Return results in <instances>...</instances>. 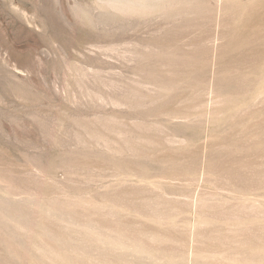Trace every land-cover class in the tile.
<instances>
[{
	"label": "rangeland",
	"instance_id": "1",
	"mask_svg": "<svg viewBox=\"0 0 264 264\" xmlns=\"http://www.w3.org/2000/svg\"><path fill=\"white\" fill-rule=\"evenodd\" d=\"M0 264H264V0H0Z\"/></svg>",
	"mask_w": 264,
	"mask_h": 264
}]
</instances>
